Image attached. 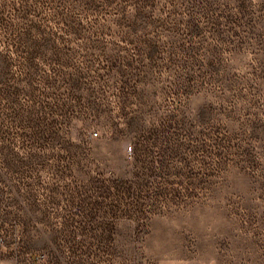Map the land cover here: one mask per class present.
<instances>
[{
	"label": "rangeland",
	"instance_id": "obj_1",
	"mask_svg": "<svg viewBox=\"0 0 264 264\" xmlns=\"http://www.w3.org/2000/svg\"><path fill=\"white\" fill-rule=\"evenodd\" d=\"M0 264H264V0H0Z\"/></svg>",
	"mask_w": 264,
	"mask_h": 264
},
{
	"label": "built area",
	"instance_id": "obj_2",
	"mask_svg": "<svg viewBox=\"0 0 264 264\" xmlns=\"http://www.w3.org/2000/svg\"><path fill=\"white\" fill-rule=\"evenodd\" d=\"M130 148V147H129Z\"/></svg>",
	"mask_w": 264,
	"mask_h": 264
},
{
	"label": "trees",
	"instance_id": "obj_3",
	"mask_svg": "<svg viewBox=\"0 0 264 264\" xmlns=\"http://www.w3.org/2000/svg\"><path fill=\"white\" fill-rule=\"evenodd\" d=\"M131 148V147H130Z\"/></svg>",
	"mask_w": 264,
	"mask_h": 264
}]
</instances>
